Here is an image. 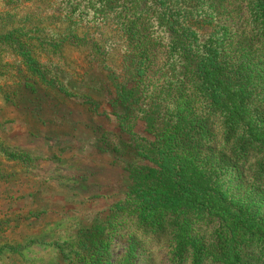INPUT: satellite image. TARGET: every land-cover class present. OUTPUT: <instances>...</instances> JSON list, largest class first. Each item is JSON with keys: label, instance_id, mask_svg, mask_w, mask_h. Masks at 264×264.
I'll return each mask as SVG.
<instances>
[{"label": "trees", "instance_id": "trees-1", "mask_svg": "<svg viewBox=\"0 0 264 264\" xmlns=\"http://www.w3.org/2000/svg\"><path fill=\"white\" fill-rule=\"evenodd\" d=\"M238 1L246 9L238 42L245 43L232 48L219 0H13L43 3L64 25L44 41L26 27L0 34V47L33 76L24 85L67 92L74 72L54 58L64 46L85 48L113 96L119 134L104 132V146L143 162L129 164L123 201L80 229L76 242L58 245L69 252L63 259L111 264L112 241L124 234L119 264H134L137 237L151 235L168 239L172 264H264V115L253 95L257 79L247 77L252 51L264 57V0ZM105 26L119 35L117 68L80 32ZM212 223L209 251L198 229Z\"/></svg>", "mask_w": 264, "mask_h": 264}, {"label": "rangeland", "instance_id": "rangeland-1", "mask_svg": "<svg viewBox=\"0 0 264 264\" xmlns=\"http://www.w3.org/2000/svg\"><path fill=\"white\" fill-rule=\"evenodd\" d=\"M217 6L218 21L233 27V48L245 31L246 9L238 0H219ZM53 17L43 3L0 0V34L26 27L24 32L50 40L51 33L64 28ZM80 32L107 51L109 65L119 67L118 33L108 26ZM2 48L9 51V46ZM10 51L0 53V264H74L71 254L63 259L61 253L69 252L58 245L76 242L80 229L123 201L131 184L129 164L143 162L104 146V132L119 134L109 104L113 96L85 48L64 46L54 58L74 72L67 92L47 91L34 83L25 86L23 77L33 76L22 74ZM251 55L247 65L254 68L247 77L257 79L253 95L264 115V57L255 51ZM122 137L132 140L130 135ZM217 226L198 229L209 251L216 246ZM167 241L164 235L138 236L142 246L134 264H172ZM126 249L127 237L116 235L111 264H119ZM248 264L259 262L250 259Z\"/></svg>", "mask_w": 264, "mask_h": 264}]
</instances>
